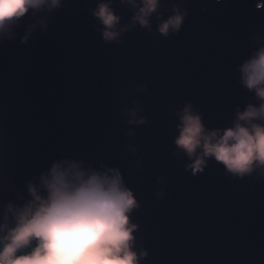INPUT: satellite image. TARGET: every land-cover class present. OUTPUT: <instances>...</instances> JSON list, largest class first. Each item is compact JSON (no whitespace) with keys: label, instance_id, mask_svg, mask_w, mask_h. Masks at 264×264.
<instances>
[{"label":"water","instance_id":"water-1","mask_svg":"<svg viewBox=\"0 0 264 264\" xmlns=\"http://www.w3.org/2000/svg\"><path fill=\"white\" fill-rule=\"evenodd\" d=\"M102 2L60 0L0 38V212L30 200L29 183L55 163L118 170L139 205L130 222L133 250L147 253L140 264H264V177L235 178L211 158L193 175L174 142L187 105L209 131L259 106L239 68L264 36V10L257 0H182L188 16L165 38L156 14L150 30L132 27V6L110 0L128 30L105 43L93 15ZM160 4L167 20L181 0ZM134 107L145 124H128Z\"/></svg>","mask_w":264,"mask_h":264},{"label":"clouds","instance_id":"clouds-1","mask_svg":"<svg viewBox=\"0 0 264 264\" xmlns=\"http://www.w3.org/2000/svg\"><path fill=\"white\" fill-rule=\"evenodd\" d=\"M125 2L134 10L132 27L138 24L150 30L156 14L157 32L165 38L178 34L188 16L182 0L171 6L173 14L167 20L160 12V0H122ZM59 4L60 0H0V38L29 13ZM255 9L264 10V0H257ZM93 15L103 26L104 42L119 43L128 27H120L110 0L98 4ZM35 27L29 26L24 42ZM252 39L257 50L239 72L243 87L255 93L258 107L250 103L242 112L237 109L231 127L212 131L204 127L191 105L177 113L179 135L174 142L192 161L187 169L193 175L202 173L211 158L235 178L254 172L264 177V36ZM137 113L136 107L128 110L129 125L146 123L145 118L137 119ZM28 194L31 199L22 206L10 203L0 212V264H140L147 256L133 250L137 225L130 222V214L139 205L118 170H85L81 164L65 160L42 174L39 185L29 183Z\"/></svg>","mask_w":264,"mask_h":264}]
</instances>
